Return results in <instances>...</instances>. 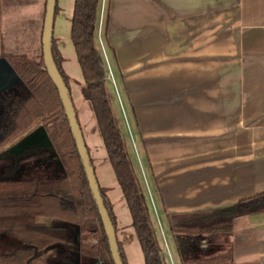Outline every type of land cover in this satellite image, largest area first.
Returning <instances> with one entry per match:
<instances>
[{"label":"crops","instance_id":"0c3cea01","mask_svg":"<svg viewBox=\"0 0 264 264\" xmlns=\"http://www.w3.org/2000/svg\"><path fill=\"white\" fill-rule=\"evenodd\" d=\"M47 1L0 0L1 60L43 59ZM74 3L57 0L53 37L98 182L113 207L117 240L127 264L132 249L145 264L82 93L71 39ZM97 43L111 101L120 107L119 126L140 162L157 239L171 257L166 263L181 264L167 215L211 214L264 192V0H102ZM6 148H0L1 164L9 161ZM38 223L51 228L61 222ZM230 241V264H264V213L236 218Z\"/></svg>","mask_w":264,"mask_h":264},{"label":"trees","instance_id":"16d2710c","mask_svg":"<svg viewBox=\"0 0 264 264\" xmlns=\"http://www.w3.org/2000/svg\"><path fill=\"white\" fill-rule=\"evenodd\" d=\"M101 3L102 0H75L74 3L71 39L84 78L82 93L91 103L110 165L132 218L144 263L167 264L112 107L107 68L97 43ZM52 49L56 67L70 90V78L62 68L63 57L54 37ZM4 61L10 63L6 66L11 67L12 72L0 81V148L42 120L40 127L53 138L59 153L53 150L38 157L35 160L38 173L29 167V158L16 159L11 170H0V244L13 241L16 245L10 251L0 252V264H27L28 261V264H45L40 254L66 242L59 234L66 226L74 227L77 233H99V246L105 253L97 254L96 248L82 244L81 256L86 264L90 260L96 262L98 257L105 264H114L60 93L44 60L32 62L23 57H10ZM100 191L116 230V217L107 191L101 186ZM260 213H264V192L211 214L167 215L180 263L226 264L227 255L232 262L230 237L235 219ZM38 218L54 219L64 226L49 228L38 223ZM13 236L21 245L17 246ZM118 246L122 261L127 264L120 242ZM222 248L225 251L218 253ZM90 249L94 254H90ZM60 250L63 249L60 247ZM76 263L79 264V260L76 259Z\"/></svg>","mask_w":264,"mask_h":264},{"label":"water","instance_id":"95a60500","mask_svg":"<svg viewBox=\"0 0 264 264\" xmlns=\"http://www.w3.org/2000/svg\"><path fill=\"white\" fill-rule=\"evenodd\" d=\"M56 7H57V0L47 1L46 17H45L44 30H43V40H42L43 60L45 63V67L49 73V76L51 77L52 81L54 82V84L56 85L60 93V97L63 103V108L65 110L67 119L69 121V125H70L71 131H72V134H73L76 146H77V150L79 152V156H80L82 165L84 167L85 174L89 182L92 195L96 202V206L98 208V211L101 217V221H102V224L105 230V234L107 236L112 260L114 264H124L121 258L120 251H119L116 230L114 228L113 222L110 218L109 212L102 198V194H101L100 186H99L100 184L98 182L96 172L92 164L89 151L86 146L83 132H82L80 123L78 121L77 113L74 107V103L72 101L70 90L67 88L54 61L52 40H53V31H54V21H55V16H56ZM49 142H51V136L49 135V133L44 127H39L38 129L30 133L27 137H25L17 145L15 150H17V152L31 150L37 147L39 148L40 146L44 145L45 143H49ZM146 204H147V201H146ZM80 239H81V236L79 234L77 238L78 244L80 243ZM42 255L43 254L41 253L40 256ZM29 262L30 261H28V263Z\"/></svg>","mask_w":264,"mask_h":264},{"label":"rangeland","instance_id":"374dc122","mask_svg":"<svg viewBox=\"0 0 264 264\" xmlns=\"http://www.w3.org/2000/svg\"><path fill=\"white\" fill-rule=\"evenodd\" d=\"M10 63L9 62H7V61H4V60H1L0 59V81L1 80H4V78L5 77H7V76H9L10 75V72H12V70H11V67L9 68V67H7L6 65H9ZM15 71V70H14ZM13 71V72H14ZM18 80H19V78H17ZM21 81V80H20ZM23 82V81H22ZM88 101V100H87ZM111 103H112V107H113V110H114V112H115V115L117 114V117L120 119V120H122V117H121V114L119 113V106H117V103L113 100V101H111ZM76 110V109H75ZM92 112H93V110H92ZM76 113L78 114V112L76 111ZM94 113V112H93ZM94 115V114H93ZM95 117V116H94ZM116 117V118H117ZM129 118H130V122H131V126L133 127V130H135V123H134V116L132 115V111H130V109H129ZM80 123V122H79ZM125 123H126V121H125ZM41 124H42V120H38V121H36L31 127H30V129H28L26 132H24V133H22L18 138L19 139H22V138H24L26 135H28L29 133H32L33 131H35L36 129H38L40 126H41ZM127 124H128V122H127ZM80 126H81V124H80ZM81 129H82V131H83V128H82V126H81ZM121 129V128H120ZM126 132V135L128 136V139H129V141H130V136H129V133H130V130H127V128H126V130H125ZM83 135H84V137H85V134H84V132H83ZM124 135V134H123ZM17 138V139H18ZM14 141L15 140H13L12 142H11V144H13L14 143ZM16 142V141H15ZM19 144V143H18ZM18 144H16V145H13L12 147H11V149H14V151L15 152H17V150H15L16 149V147H17V145ZM55 144V143H54ZM53 144V138L51 137V142H49V143H45L44 145H42V146H40L39 148L37 147V148H34V149H31L30 151V153H31V155H34V156H36V157H33V156H29V167L30 168H32L33 170H35L37 173H38V167L37 166H35L36 164H37V162L35 161V160H38V157H42V156H44L46 153H49L50 151L52 152L53 150V152H58L59 153V150H58V148L56 147V144L54 145ZM8 145H10V144H8ZM138 145V144H137ZM87 146V145H86ZM88 148V151H89V154H90V148L89 147H87ZM138 148H139V150H140V145H138ZM14 152V153H15ZM140 153H141V151H140ZM130 158H131V162H132V164H133V166H134V168H135V170H136V173L138 174V171H139V169H140V162H139V159H138V157H137V155L135 154V152L133 151V149L130 151ZM90 156H91V154H90ZM141 157H142V153H141ZM3 159V156L1 155L0 156V159ZM93 161V160H92ZM107 161L109 162V160L107 159ZM3 166L4 167H6V165L5 164H1V160H0V170L3 168ZM93 166H94V168L96 169V167H95V163H94V161H93ZM149 214H150V212H149ZM151 217V216H150ZM152 224H153V222H152ZM154 225V224H153ZM156 235L158 236V238H159V235L160 234H158V232H157V230H156ZM14 237V236H13ZM13 239H15L16 240V242L18 243V245L17 246H19V245H21V242H20V240L18 239V238H13ZM99 239H100V235H99V233H97V232H95V233H87V234H83V236H82V244H85V245H87V246H90V247H94V248H96V252H97V254L99 253V254H104L105 253V251H103L101 248H100V246H99ZM221 239L222 238H219V240L221 241ZM6 241V240H5ZM4 244H0V252L2 251V252H5V251H10V250H12L13 248H16L15 246V243L13 242V241H7V243H5V242H3ZM63 244H66L65 242H63ZM82 246V245H81ZM163 246H164V249L162 250V255L164 256V258H165V260H166V258L168 259V260H170V254H169V252H168V250H167V247H166V245L165 244H163ZM60 247L62 248V249H64V247L66 248L67 246H61L60 245ZM60 247H56V248H54L52 251H50V252H48V253H46V254H44V255H42V258L44 259V260H47V258H49V257H54V258H56L58 255H57V253H55V251L56 250H58V249H60ZM80 246H79V244H77L76 245V249L77 248H79ZM64 250H66V249H64ZM90 254H94V253H92V249H90ZM225 250H224V248H222L221 250H219V252L218 253H223ZM130 262H131V264H138V253L136 252V250L135 249H132V252H130ZM65 256L64 255H61V258H64ZM90 258H92V257H90ZM228 259H230V255H227V259H226V264H230V260H228ZM93 262L94 261H92V260H90V262L89 263H87V264H93ZM86 264V263H85ZM176 264H178V262L176 261Z\"/></svg>","mask_w":264,"mask_h":264},{"label":"flooded vegetation","instance_id":"af4514ba","mask_svg":"<svg viewBox=\"0 0 264 264\" xmlns=\"http://www.w3.org/2000/svg\"><path fill=\"white\" fill-rule=\"evenodd\" d=\"M18 138V137H17ZM15 138L14 140V143L10 144V145H5V147L7 146L6 148V152L7 155H6V159L9 160L7 161V164L6 167H3V168H6V170H11V167L13 166V164L15 163L16 159L18 160H25V159H28L29 156H33V157H36L34 155H31V151L30 150H26V151H20L21 153L19 154H15V153H8L7 151H10L11 147L13 145H16L18 143H20L23 139H17ZM4 147V146H3ZM2 148V147H1ZM2 168V169H3ZM60 226H64V223H56L55 226L53 227H60ZM52 228V227H51ZM60 235H62L64 237V240L66 241L65 243L66 244H63V242L61 243L62 246H67L66 248L64 247V249L66 250H56L55 253H57V257L54 258V257H49L47 258V260H44L45 264H77L76 263V259L77 261L79 260V264H85V262L83 261V258L81 256V245H82V236L83 234L82 233H77L76 229L74 227H71V226H66L65 229L61 230V232H59ZM80 234L81 236V239H80V243H79V248L76 249V245L78 244L77 243V238H78V235ZM44 255V254H43ZM61 255H64L65 257L64 258H61ZM93 264H105L103 262V260L98 257L96 262H93Z\"/></svg>","mask_w":264,"mask_h":264}]
</instances>
